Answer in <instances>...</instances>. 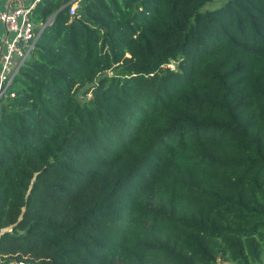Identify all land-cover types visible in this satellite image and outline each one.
<instances>
[{
	"label": "trees",
	"instance_id": "trees-1",
	"mask_svg": "<svg viewBox=\"0 0 264 264\" xmlns=\"http://www.w3.org/2000/svg\"><path fill=\"white\" fill-rule=\"evenodd\" d=\"M67 1L0 94V264H264V0Z\"/></svg>",
	"mask_w": 264,
	"mask_h": 264
},
{
	"label": "built area",
	"instance_id": "built-area-1",
	"mask_svg": "<svg viewBox=\"0 0 264 264\" xmlns=\"http://www.w3.org/2000/svg\"><path fill=\"white\" fill-rule=\"evenodd\" d=\"M1 1V0H0ZM37 0L17 2L11 7L0 6V94L32 47L45 22L34 24L28 18V10ZM79 0H68V14H73ZM165 65L172 67L173 62ZM20 264V263H19Z\"/></svg>",
	"mask_w": 264,
	"mask_h": 264
},
{
	"label": "crops",
	"instance_id": "crops-1",
	"mask_svg": "<svg viewBox=\"0 0 264 264\" xmlns=\"http://www.w3.org/2000/svg\"><path fill=\"white\" fill-rule=\"evenodd\" d=\"M19 1L24 2V3H28L31 0H1L0 6L2 8L11 7V6H13L15 3L19 2ZM0 50H1V48H0Z\"/></svg>",
	"mask_w": 264,
	"mask_h": 264
},
{
	"label": "rangeland",
	"instance_id": "rangeland-1",
	"mask_svg": "<svg viewBox=\"0 0 264 264\" xmlns=\"http://www.w3.org/2000/svg\"><path fill=\"white\" fill-rule=\"evenodd\" d=\"M223 0H207L203 5H202V9L204 8H210V7H213V6H216L218 4H220ZM0 4H1V1H0Z\"/></svg>",
	"mask_w": 264,
	"mask_h": 264
}]
</instances>
